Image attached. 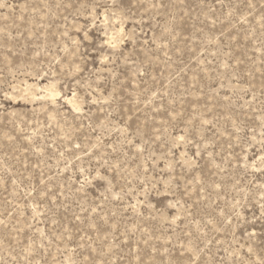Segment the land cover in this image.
<instances>
[{
  "label": "rangeland",
  "instance_id": "374dc122",
  "mask_svg": "<svg viewBox=\"0 0 264 264\" xmlns=\"http://www.w3.org/2000/svg\"><path fill=\"white\" fill-rule=\"evenodd\" d=\"M0 264H264V0H0Z\"/></svg>",
  "mask_w": 264,
  "mask_h": 264
},
{
  "label": "bare ground",
  "instance_id": "6f19581e",
  "mask_svg": "<svg viewBox=\"0 0 264 264\" xmlns=\"http://www.w3.org/2000/svg\"><path fill=\"white\" fill-rule=\"evenodd\" d=\"M49 90V89H48ZM50 95H52V94H50ZM71 98V97H70ZM71 100V99H70ZM67 101V100H66Z\"/></svg>",
  "mask_w": 264,
  "mask_h": 264
}]
</instances>
